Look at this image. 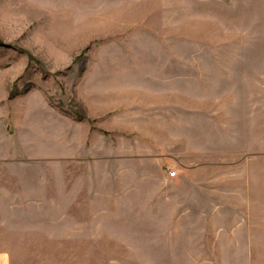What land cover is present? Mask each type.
I'll return each instance as SVG.
<instances>
[{
  "label": "rangeland",
  "instance_id": "rangeland-1",
  "mask_svg": "<svg viewBox=\"0 0 264 264\" xmlns=\"http://www.w3.org/2000/svg\"><path fill=\"white\" fill-rule=\"evenodd\" d=\"M0 179L13 264H264V0H0Z\"/></svg>",
  "mask_w": 264,
  "mask_h": 264
},
{
  "label": "crops",
  "instance_id": "crops-1",
  "mask_svg": "<svg viewBox=\"0 0 264 264\" xmlns=\"http://www.w3.org/2000/svg\"><path fill=\"white\" fill-rule=\"evenodd\" d=\"M118 100V99H117ZM141 116H112L110 118V127L114 130H120L125 132L127 135L138 134L136 137L137 142L122 140V149L121 152L113 151L109 154L108 158L116 157V159L127 161L130 159H134L133 161H154L151 154L145 151V148L137 149L135 148L137 144L142 142L143 145H151L155 140L152 136H157V121L154 119H139ZM137 119V120H136ZM146 145V146H147ZM152 151H157L152 145L150 146ZM137 158V159H136ZM157 158V156L155 157ZM136 159V160H135ZM1 179H0V264H13L9 253L3 251L6 248H12L19 246L16 241H13V236H9V234L14 232H28L27 229L18 228L16 225L12 228L11 223L8 221V217L12 218V216L17 217L18 211V202L13 201V199H7V196L11 195L6 192L5 189L1 188ZM11 184V181L10 183ZM3 217L5 219H3ZM9 233V234H8ZM15 236V235H14ZM20 243H27L26 241H22ZM29 247H33L31 244Z\"/></svg>",
  "mask_w": 264,
  "mask_h": 264
},
{
  "label": "built area",
  "instance_id": "built-area-1",
  "mask_svg": "<svg viewBox=\"0 0 264 264\" xmlns=\"http://www.w3.org/2000/svg\"><path fill=\"white\" fill-rule=\"evenodd\" d=\"M168 175H169L170 178H173V177L176 176L175 172H169Z\"/></svg>",
  "mask_w": 264,
  "mask_h": 264
}]
</instances>
